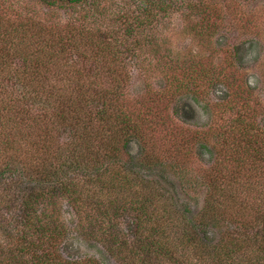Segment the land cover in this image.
<instances>
[{
    "label": "rangeland",
    "instance_id": "rangeland-1",
    "mask_svg": "<svg viewBox=\"0 0 264 264\" xmlns=\"http://www.w3.org/2000/svg\"><path fill=\"white\" fill-rule=\"evenodd\" d=\"M154 4H157L156 8ZM135 5L134 0H90L77 5L56 2L51 6L39 0H0V80L5 79L0 82V99L8 103L29 96L31 92H36L40 98L45 96L37 106L20 104L25 110L22 121L26 129L34 126V122L41 126L40 118H44L42 124L51 126L53 112L61 104L65 105L69 97L82 94L88 83L85 76H94V93L110 97L113 106L137 119L136 123L138 120L141 123V149L137 148L135 141L130 142V154L139 157L138 152L142 151L147 164L173 162L184 170L181 176L170 175L160 169H155V174L163 175L159 192L171 196L176 208L187 209L184 213L186 220L198 219L203 213L204 201L212 193L205 179L217 178L214 187L218 189L226 186L223 180L228 184L226 187L230 193L242 192L244 206L239 208L236 216L229 212H223V217L219 216L221 228L233 231L235 227L232 226L246 220L247 211L255 206H264V200L251 201L255 196L264 197V170L261 164V168L256 169L255 163L249 162L242 143L233 146L235 153H225L227 149L222 145L221 138L222 130L238 121L241 125L254 127L257 132L264 131V0H157L156 3H147L148 12L136 10ZM159 7L163 12L158 10ZM126 13L136 15L132 17L136 22L142 21V18L145 22L140 24L142 34L122 39L126 45L132 39L133 43L137 41L136 49L133 51V43L129 44L130 51L123 52L119 59L130 64L137 62L139 66L136 71L133 69V79L131 76L121 89L111 95L109 93L113 92L115 86L104 66L110 65V57L98 59L102 66L94 61L87 62L90 60L75 52L60 59L56 54L62 43L53 41H64L67 28L63 25L70 17L87 14L93 19L90 22L92 28L101 30L104 27H119ZM34 18L36 22L31 30L29 21ZM43 21L46 23L40 27L37 23L43 24ZM52 24L57 25L51 27ZM36 28L40 31L43 29L46 33L44 38L50 40L44 57L36 56V50H33L35 45L26 44V36L35 34ZM96 35L99 41L103 40L98 32L89 38L98 46ZM77 46L80 47L79 44ZM139 52L141 55L138 56ZM154 64L160 66L154 68ZM166 75L173 79L172 86L166 84ZM52 94L59 99H53ZM180 99H190L185 111L178 109L184 103ZM1 109L0 113L5 115ZM90 110L96 111L95 103ZM96 124L99 125L98 122ZM66 129L58 131L54 136L56 141L67 142ZM37 130L28 131L27 135L30 141L39 144L45 138L43 132L38 133ZM0 131L6 134L4 127H0ZM7 135L0 138V167L9 161V156L4 152L9 153L17 139L11 133ZM21 142L16 141L18 144ZM200 143L205 144L206 148L199 157ZM35 148L23 151V155L36 154ZM255 149L251 147L252 151ZM77 152L76 149L72 151L76 156L84 154ZM88 159L83 158V161ZM230 159L243 161L244 165L240 168L238 161L231 162ZM249 164L255 168L252 172ZM256 173L261 174V180L252 175ZM250 175V178H246ZM18 180L26 179L15 176L14 172H4L0 176V189L10 181ZM57 190L51 191L52 196L38 199L34 208L44 228L52 226L58 230L62 226L65 234L58 238L59 255L68 261L90 256L95 260L100 259L101 264H118L105 249L108 245L102 242L106 234L100 233L102 229H98V224L88 223L92 216L90 214L94 213L93 206L84 202L81 205L71 203L72 206L70 199L58 195ZM8 199L3 201L15 208L17 202L14 197ZM150 210L147 208L145 212ZM250 214L252 212L247 216ZM152 219L159 222V229H162L169 243L179 235L178 226L171 227L167 217L154 216ZM120 221L116 232L120 237L122 233L124 240L131 243L134 226L127 223L131 219ZM136 224L135 227L143 232V229L149 230L150 225L155 223L143 219L142 223ZM196 231L201 233L200 229ZM203 233L198 235V238L202 237V242ZM241 240V245L247 242L253 245L247 239ZM174 244L180 249L177 243ZM183 253L188 258L191 256L189 249H184ZM233 255L234 259L239 257V253Z\"/></svg>",
    "mask_w": 264,
    "mask_h": 264
},
{
    "label": "trees",
    "instance_id": "trees-1",
    "mask_svg": "<svg viewBox=\"0 0 264 264\" xmlns=\"http://www.w3.org/2000/svg\"><path fill=\"white\" fill-rule=\"evenodd\" d=\"M39 1L51 6L56 2L77 5L90 0ZM134 2L136 10L148 12L147 3H156L157 0H134ZM154 6L156 8L157 4ZM158 10L162 11L161 7ZM138 14L141 17L139 12ZM133 16L136 15L126 13L119 22L121 27H104L101 30L92 28L90 22L93 19L91 20L87 14L70 17L63 25L67 28L64 41H53V43H62L55 54L60 58L75 52L90 60H86L87 62L94 61L101 66L103 64L98 59L110 57V65L104 66L105 72L111 77L112 85L115 86L113 92L109 93L113 95L131 79V76L133 79V69L136 71V67L139 66L137 62L130 64L119 59L123 56V52L130 51L128 46L133 43L132 39L126 45L122 39L142 34L140 24H143L145 20L142 18V21L136 22L132 20ZM29 22L32 30L36 22L35 18ZM39 23L37 24L43 27L46 22ZM56 25L52 24L51 27ZM94 32H98L103 38L99 41L98 36H95L98 46L89 38ZM45 35L43 29L40 31L36 28L35 34L26 36L28 37L26 38L27 46L35 45L33 50H36V56L44 57L47 52V44L50 40L44 38ZM136 42L133 43V51L136 49ZM119 47L120 50L117 49ZM137 55H141V52ZM117 59L118 61L113 63ZM157 64L153 67L160 66ZM90 78L85 76L88 83L81 95L69 97L65 105L61 104L58 110L53 112L51 126L42 124L44 118H40L41 126H37L35 122L30 129L23 126L22 118H24L25 110L20 104L29 107L37 106L41 100L45 99V96L40 98L36 92L34 94L31 92L29 96L25 95L8 103L0 99L1 110H4L6 115L0 113V127H4L6 132L3 134L0 131V138L11 133L22 141L18 144L16 139L13 142L15 144L13 149L9 153L4 152L9 156V161L0 167V176L10 171L14 172L15 176L26 179L10 181L7 186L0 189V264H101L100 259L95 260L90 256L68 261L59 255L58 238H62L65 234L62 226L60 228L57 226L58 230L52 226L44 228L42 219L34 208V203L38 199L47 195L52 196L53 189L60 190V192L57 190L58 195L69 198L70 204L81 205L84 202L93 206L94 213L90 214L92 216L89 217L88 223L98 224V229H102L100 233L106 234L102 242L108 245L105 249L118 264H231L233 260H236L234 264H264V206H255L249 211L252 212L249 216L247 211L246 220L232 226L235 227L233 231L222 229L219 225L221 220L219 216L223 217V212L236 216L239 208L244 206L243 194L241 191L230 193L229 188L226 187L228 184L223 180L221 181L226 186L218 189L214 187L217 178H208L205 180L210 185L212 193L204 201L203 213L198 219L194 218L196 223L194 220H186L184 213L187 209L176 208L171 196H164L159 192L160 179L163 175L155 174V169H160L167 171L166 173L170 175L181 176L184 170L173 162L147 164L142 151L138 152L139 157L132 155L133 153L130 154L128 148L130 142L135 141L137 148L141 149L140 121L136 123L137 119L113 106L110 97L96 95L93 91L94 76ZM3 81L5 79L0 80V82ZM172 83L173 79L166 75V84L172 86ZM52 96L53 99H59L55 94ZM170 96L172 97L173 94ZM188 100L190 99L184 100L178 109L185 111L189 107ZM94 103L95 112L90 110ZM38 106L41 107V105ZM175 112L178 116V110ZM240 125L238 121L222 130V145L227 149L225 153L227 151L235 153L233 146L242 143L249 162L253 161L256 169L262 166L261 169L264 170V131L257 132L250 125L243 124L241 127ZM62 128H68L66 133L69 139L65 141L66 143L58 142L54 138ZM36 129L38 133L42 131L45 138V141L39 144L30 141L31 138L27 135L28 131ZM252 146L256 148L253 151ZM34 147H36V154L29 155L24 152L26 155H23V151H31ZM96 148L99 149L96 150ZM205 148L206 145L203 143L198 145L199 157L203 155ZM75 149L78 150L77 153L82 151L84 154L74 155L72 151ZM83 158L89 159L85 162ZM10 163L13 165L10 166ZM237 163L240 168L244 165L243 161ZM249 167L250 172L255 170L251 164ZM252 175L255 179L261 180V174ZM8 197H14V201L17 202L15 208H11L9 204L6 205L5 201L9 200ZM255 200H264V197L255 196L251 199V201ZM147 208L151 210L145 212ZM228 208L231 210L227 211ZM144 214L145 217L140 216ZM154 216L167 217L171 227L178 226L177 230L180 233L176 238H172V243L165 239L164 232L162 233V229H159V222L152 219ZM126 218L131 219L127 221L128 225L134 226V231L131 232L133 234L131 243L124 240L121 232L122 238L118 236L119 232H116V228L121 225L120 219L123 221ZM143 219L153 221L155 224L150 225L149 230L143 229V232H140V228L135 226L137 222L142 223ZM197 229L201 230L200 234L196 231ZM202 231L205 237L203 242L202 237L198 238V235H202ZM242 238L253 245H248V242L241 245ZM174 243H177L180 249H177ZM184 249H189L191 255L189 258L184 255ZM126 252L127 255H125ZM235 253H239L237 259H234Z\"/></svg>",
    "mask_w": 264,
    "mask_h": 264
}]
</instances>
